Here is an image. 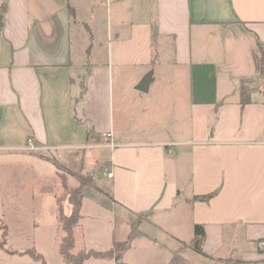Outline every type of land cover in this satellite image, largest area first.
<instances>
[{
    "label": "crops",
    "instance_id": "crops-1",
    "mask_svg": "<svg viewBox=\"0 0 264 264\" xmlns=\"http://www.w3.org/2000/svg\"><path fill=\"white\" fill-rule=\"evenodd\" d=\"M3 4L0 173L40 193L61 178L33 148L81 153L100 191L82 193L76 248L103 253L134 230L118 259L84 264H264V0ZM51 193L33 213L58 233Z\"/></svg>",
    "mask_w": 264,
    "mask_h": 264
},
{
    "label": "rangeland",
    "instance_id": "rangeland-1",
    "mask_svg": "<svg viewBox=\"0 0 264 264\" xmlns=\"http://www.w3.org/2000/svg\"><path fill=\"white\" fill-rule=\"evenodd\" d=\"M163 100V104H170L169 102H171L167 98ZM30 152L38 157L57 158L62 164L59 167L61 179H57V182L48 186L49 189L45 187L42 192L38 193V187L40 190L44 184L42 186L38 185L26 174H17L15 177L11 174V171L0 173V264H41L40 261L33 262L30 253L40 255L44 264H58L57 243H55V240L57 237H60V240L63 237V232L58 224V212L61 211L63 215L68 216L72 209L68 203L67 190L69 187L67 186V179L69 176L73 177L72 174L74 173L78 175L87 173L89 176L92 174L95 178L94 173L90 174L84 170L79 171L81 153L78 155V153L73 154L72 152L67 157H63L61 152L51 154L48 151L39 149H32ZM75 156L76 159H73ZM74 160L76 163L70 165L73 164ZM98 169L102 170L103 167ZM93 186L99 188L97 179H95ZM47 191L52 192L54 198L55 217L57 227H59L58 233L55 227L42 222V218L48 217L47 213L43 215L33 213L34 207L38 206V201L39 204H46V199L42 202V195ZM35 194L37 195L35 196ZM43 208H45V205ZM38 221L39 223H37ZM48 222L50 221L48 220ZM26 254L28 257L25 256Z\"/></svg>",
    "mask_w": 264,
    "mask_h": 264
},
{
    "label": "trees",
    "instance_id": "trees-1",
    "mask_svg": "<svg viewBox=\"0 0 264 264\" xmlns=\"http://www.w3.org/2000/svg\"><path fill=\"white\" fill-rule=\"evenodd\" d=\"M4 9L5 7L3 4L0 10V24L2 21ZM43 159L50 162L56 169L60 170L59 167H61L62 164L57 158L53 157V158H43ZM83 170H84V166L81 158L79 164V171L81 172ZM72 176L77 180L78 186L76 188L73 189L69 188L67 190L68 203L72 208L71 213L68 216H65L61 213V211L58 212V224L60 230L63 232V237L61 238L58 247L61 258L63 259L65 264H84V262L90 258L118 259L120 255L130 247V242L134 235V230L126 241L115 244L111 250L103 253L76 248L74 242V229L77 226L80 219V206L83 198L82 193L87 186L93 187L98 191H100V189L93 186L95 178L93 177L92 174L89 176L87 175V173L85 174L81 173L80 175L74 173L72 174ZM213 196L214 194L207 195L204 197H196L195 200L207 202ZM143 216L145 217L146 215H140L138 219L143 220L144 218ZM203 239H204V231L201 227L198 226L195 228V239L190 246L196 249L197 251H200ZM30 257L33 259V262L40 261L41 264H44L40 255L30 253Z\"/></svg>",
    "mask_w": 264,
    "mask_h": 264
},
{
    "label": "water",
    "instance_id": "water-1",
    "mask_svg": "<svg viewBox=\"0 0 264 264\" xmlns=\"http://www.w3.org/2000/svg\"><path fill=\"white\" fill-rule=\"evenodd\" d=\"M151 75H152L151 73L146 74L142 79V81L139 83V85L136 87V90L140 92H146L148 85L151 81Z\"/></svg>",
    "mask_w": 264,
    "mask_h": 264
},
{
    "label": "built area",
    "instance_id": "built-area-1",
    "mask_svg": "<svg viewBox=\"0 0 264 264\" xmlns=\"http://www.w3.org/2000/svg\"><path fill=\"white\" fill-rule=\"evenodd\" d=\"M106 138L110 137L111 135L108 134V135H104ZM29 145L31 146V142L29 141ZM33 148V147H31ZM34 149V148H33ZM103 173L106 175V177L109 179L112 177V173L107 169V168H103L102 169Z\"/></svg>",
    "mask_w": 264,
    "mask_h": 264
}]
</instances>
